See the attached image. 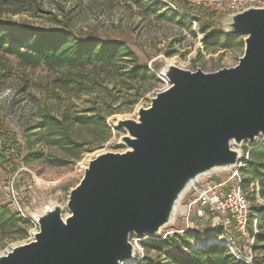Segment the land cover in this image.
I'll list each match as a JSON object with an SVG mask.
<instances>
[{
    "label": "rangeland",
    "instance_id": "374dc122",
    "mask_svg": "<svg viewBox=\"0 0 264 264\" xmlns=\"http://www.w3.org/2000/svg\"><path fill=\"white\" fill-rule=\"evenodd\" d=\"M156 1L0 0V15L13 22L27 21L40 29L67 26L73 32L81 31L85 37L127 43L139 63H146L160 81L154 86L149 79L122 81L119 72L104 70L100 64L32 67L16 55L0 50V206L17 215L22 208L30 222L24 234L16 225L5 230L0 227V253L33 238L32 221L36 222L37 214L47 206L55 203L66 206L71 190L82 180L90 160L104 151L126 149L121 142L126 130L116 128L115 122L136 119L139 108L149 106L156 92L166 86L159 76L168 65L213 72L236 65L244 54L243 36L228 46L221 43L204 47L206 35L218 29L215 22L226 29L231 15L218 13L217 0H162L189 23L188 15L206 14L194 17L196 23L192 22L189 27ZM120 63L123 66L129 60ZM128 69L126 66L121 72ZM138 94H141L138 100L132 103ZM65 114H69L68 119L64 118ZM77 114L97 117L82 125L73 119ZM47 116L62 120L57 135L48 126H41ZM60 131L77 142L75 154L56 142L55 136ZM260 142L247 141L240 148L246 152ZM226 172L219 175L225 176ZM253 181L245 185L251 198L255 197V189L250 185ZM183 211L184 207L176 223L156 237L164 238L169 232L171 236L175 234L174 229L185 228ZM9 231L15 238L9 236ZM143 242L139 244L146 254ZM243 244V252L250 254L249 239ZM151 254L157 256V251L152 250Z\"/></svg>",
    "mask_w": 264,
    "mask_h": 264
},
{
    "label": "water",
    "instance_id": "95a60500",
    "mask_svg": "<svg viewBox=\"0 0 264 264\" xmlns=\"http://www.w3.org/2000/svg\"><path fill=\"white\" fill-rule=\"evenodd\" d=\"M226 30L244 37L238 63L213 72L168 65L149 106L116 120L126 149L90 160L66 206L37 214L34 237L0 264H135L132 235H160L192 183L238 164L243 143L264 135V7L231 14Z\"/></svg>",
    "mask_w": 264,
    "mask_h": 264
},
{
    "label": "trees",
    "instance_id": "16d2710c",
    "mask_svg": "<svg viewBox=\"0 0 264 264\" xmlns=\"http://www.w3.org/2000/svg\"><path fill=\"white\" fill-rule=\"evenodd\" d=\"M156 3L161 7H167V12L179 18L184 26L189 27L192 23L187 22L184 17H180L173 8L162 0H157ZM204 15L206 16L203 12L198 13V15L192 13L188 17L195 19ZM215 26L218 29L206 35L203 43L204 47L218 46L221 43H225V46H228L240 37L230 34L225 28L218 27L216 22ZM205 28L203 27L204 30H206ZM0 50L16 55L23 63L32 67L42 64L50 68L61 66L84 67L89 64H100L104 70L109 68L110 72H119L122 81L149 79L152 81L153 86L160 82L146 63H139L136 53L128 47L127 43L110 39L85 37L81 31L78 33L73 32L67 26L66 28L40 29L30 22H13L9 18H4L0 15ZM125 57L129 59H125ZM121 60H129V64L122 66L120 65ZM126 66L130 69L121 72V69ZM140 95L138 94L132 103L136 102ZM96 117L97 115L77 114L73 119L83 125ZM64 118L68 119L69 114H65ZM45 119L41 126H48L53 130V134L57 135L59 133L57 129H59L62 120L49 116ZM105 127L110 133V128L106 124ZM61 133L58 137L55 136L57 138L56 142L65 146L66 150L71 154H75L74 150L77 142L70 140L68 134ZM109 137L110 134L105 139ZM241 172L245 183L249 180H260V195L264 198V141L251 149L249 159L241 168ZM252 199L255 201L254 196ZM252 213L253 216L261 213L257 222L259 234L255 240V256L252 264H264V206L260 204L254 205ZM28 224L30 222L26 218L13 213L7 207L0 206V227L3 230L9 226L16 225L21 234H24ZM11 232L9 231V236L15 238L16 235H12ZM193 239H195V235L191 232L176 233L167 236L163 240L148 238L142 243L146 250L145 257L138 264H249L235 258L229 249L222 245H212L207 249L194 248L191 245ZM222 242L225 243L223 240ZM152 250L157 251V256L151 254ZM162 252L164 256L161 254Z\"/></svg>",
    "mask_w": 264,
    "mask_h": 264
},
{
    "label": "built area",
    "instance_id": "2783aa9c",
    "mask_svg": "<svg viewBox=\"0 0 264 264\" xmlns=\"http://www.w3.org/2000/svg\"><path fill=\"white\" fill-rule=\"evenodd\" d=\"M217 2L218 13L234 14L250 7H264V0H217ZM188 19L196 23L191 17H188ZM258 140L262 143L264 135ZM251 149L246 152L243 151L242 158L234 168L226 172L227 175L220 176L219 174L222 172H216L191 184L188 192L181 200L176 215L177 220L181 208L184 207L181 216L184 218L186 227L174 229L175 234L193 233L196 238L191 245L194 248L207 249L212 245H222L227 247L235 258L249 264H252L255 256V240L259 234L257 222L261 216V213L253 216L254 202L264 206V199L260 195V180L257 179L250 183L252 188L255 189H253L255 192V201H253L250 193L245 188V179L241 173V168L249 159ZM18 214L28 219L22 208H20ZM32 223L35 225L34 231L36 232L38 224L35 221H32ZM206 230L210 232L202 235V231ZM169 234L172 233H167L164 238ZM148 238L164 239L156 236L140 238L132 235L131 240L138 247L135 263L141 262L145 257L144 250L139 242H143ZM248 239L250 254L246 255L243 252V243Z\"/></svg>",
    "mask_w": 264,
    "mask_h": 264
},
{
    "label": "bare ground",
    "instance_id": "6f19581e",
    "mask_svg": "<svg viewBox=\"0 0 264 264\" xmlns=\"http://www.w3.org/2000/svg\"><path fill=\"white\" fill-rule=\"evenodd\" d=\"M3 253H6V251L5 252H1L0 255L3 254ZM132 262H133V260H126V261L122 262L121 264H132Z\"/></svg>",
    "mask_w": 264,
    "mask_h": 264
}]
</instances>
